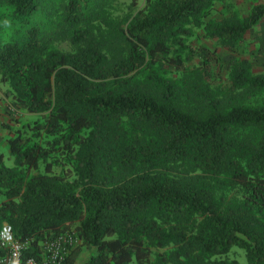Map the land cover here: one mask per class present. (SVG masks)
I'll list each match as a JSON object with an SVG mask.
<instances>
[{"label":"trees","instance_id":"obj_1","mask_svg":"<svg viewBox=\"0 0 264 264\" xmlns=\"http://www.w3.org/2000/svg\"><path fill=\"white\" fill-rule=\"evenodd\" d=\"M0 2L23 27L0 38L4 95L38 115L7 139L14 166L0 152V227L25 255L74 231L91 253L62 264H240L233 247L264 264V75L234 56L227 89L259 100L219 98L204 57L188 71L173 54L196 27L238 53L264 2L205 21L215 0H146L127 21L110 0H61L46 23L40 0ZM66 38L71 51L51 45ZM184 94L203 102L185 108Z\"/></svg>","mask_w":264,"mask_h":264},{"label":"rangeland","instance_id":"obj_2","mask_svg":"<svg viewBox=\"0 0 264 264\" xmlns=\"http://www.w3.org/2000/svg\"><path fill=\"white\" fill-rule=\"evenodd\" d=\"M1 1V0H0ZM61 0H40L44 5L39 13L36 14V22L46 23L53 16L57 15L56 9ZM264 0H215L213 2L210 15L204 20L220 21L222 19L231 18L234 16L243 17L248 14L250 8L256 3H262ZM110 6L114 9V14L121 18H127L129 21L138 12H141L146 4V0H110ZM48 10V13L45 11ZM59 12V11H58ZM10 9L0 2V38L3 40H13L18 36L19 31L23 30L12 24L8 19ZM52 14V15H51ZM191 35L188 38V46L185 49L174 51L173 54L182 57L187 65L188 71L191 68H201V57L206 59L209 75L207 80L214 87V92L219 98L228 99L230 96H240L245 101L251 103L258 102L259 98L251 92L249 87L243 89L230 90L227 89V72L231 66L234 56L245 58L250 63V71L254 75H264V16L262 19L252 27L244 36L242 43L239 46V51L236 54L230 53L226 48L219 45L215 39L204 37L203 27L191 28ZM51 45L56 49L64 52L73 49L72 43L69 39L51 40ZM195 55V56H194ZM170 75L175 79H179L182 75L187 76L188 72L183 74L177 68H167L163 66ZM187 86L186 84L181 85ZM8 88L7 84L0 83V152L4 155V163L7 166H14V157L9 153L7 139L12 135V132L21 128L27 123H31L37 119V114L28 113L23 110H17L4 95V91ZM184 107L192 106L197 103H202V98L193 97L192 94H184L180 99ZM184 168H179L183 171ZM6 223V222H4ZM75 242L71 247L69 253L77 263H80L91 253V249L80 245V240L76 233ZM230 258H235L240 264H247L244 251L238 247H233L229 252Z\"/></svg>","mask_w":264,"mask_h":264},{"label":"built area","instance_id":"obj_3","mask_svg":"<svg viewBox=\"0 0 264 264\" xmlns=\"http://www.w3.org/2000/svg\"><path fill=\"white\" fill-rule=\"evenodd\" d=\"M75 239L72 232L60 233L42 241L37 257L25 255L29 241L15 239L12 226L3 223L0 227V264H62Z\"/></svg>","mask_w":264,"mask_h":264},{"label":"crops","instance_id":"obj_4","mask_svg":"<svg viewBox=\"0 0 264 264\" xmlns=\"http://www.w3.org/2000/svg\"><path fill=\"white\" fill-rule=\"evenodd\" d=\"M167 264H170V263H167Z\"/></svg>","mask_w":264,"mask_h":264}]
</instances>
